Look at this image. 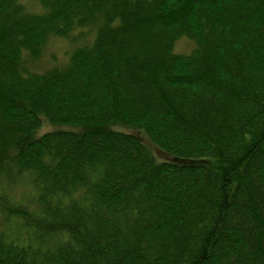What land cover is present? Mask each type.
<instances>
[{
	"label": "trees",
	"instance_id": "16d2710c",
	"mask_svg": "<svg viewBox=\"0 0 264 264\" xmlns=\"http://www.w3.org/2000/svg\"><path fill=\"white\" fill-rule=\"evenodd\" d=\"M0 264H264V0H0Z\"/></svg>",
	"mask_w": 264,
	"mask_h": 264
},
{
	"label": "rangeland",
	"instance_id": "374dc122",
	"mask_svg": "<svg viewBox=\"0 0 264 264\" xmlns=\"http://www.w3.org/2000/svg\"><path fill=\"white\" fill-rule=\"evenodd\" d=\"M175 51L180 54V53H183V54H187L190 52V45L188 42H186V40H182L179 42V44L177 45ZM55 128H57L56 126H53ZM51 128L48 127V126H44L42 129H41V133L42 132H45V131H48L50 130ZM40 131V130H39ZM39 131L36 133L38 136H41L42 134H39ZM147 144L151 147V151H153L155 157L157 160H161L164 155L161 154V152L156 149L153 145H150L149 142H147Z\"/></svg>",
	"mask_w": 264,
	"mask_h": 264
}]
</instances>
